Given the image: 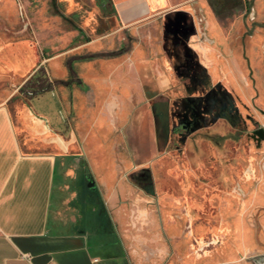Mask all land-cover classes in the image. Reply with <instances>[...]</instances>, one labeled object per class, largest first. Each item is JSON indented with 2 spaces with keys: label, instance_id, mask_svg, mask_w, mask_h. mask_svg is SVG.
<instances>
[{
  "label": "rangeland",
  "instance_id": "rangeland-1",
  "mask_svg": "<svg viewBox=\"0 0 264 264\" xmlns=\"http://www.w3.org/2000/svg\"><path fill=\"white\" fill-rule=\"evenodd\" d=\"M102 5L0 0V102L10 105L26 149L62 155L77 186L86 170L81 153L94 159L97 172L122 162L112 153L131 152L133 168L141 155L149 176L131 178L132 184L152 190L156 205L179 199L164 224L176 264H187L188 245L202 238L215 263L264 264V0H211L206 9L219 30L209 33L197 15L195 34L211 44L212 62L196 48L187 53V73L170 70L164 80L117 76L113 92L95 75L104 74V64L126 70L129 63L121 60L137 41ZM159 39L152 41L154 52ZM91 55L98 57L86 60ZM87 61L95 70L83 79ZM127 176L121 171L118 178Z\"/></svg>",
  "mask_w": 264,
  "mask_h": 264
},
{
  "label": "crops",
  "instance_id": "crops-1",
  "mask_svg": "<svg viewBox=\"0 0 264 264\" xmlns=\"http://www.w3.org/2000/svg\"><path fill=\"white\" fill-rule=\"evenodd\" d=\"M58 1L70 8L76 6V0ZM98 1L103 7L108 3L124 30L137 41L121 60L129 63L126 70L114 71L116 65L104 64L100 68L104 74L96 73L110 86L109 92L116 88L117 76L124 80L132 75L138 80H164L170 70L174 75L187 73V53L194 54L196 48L204 50L207 63L214 60L211 44L197 42L201 36L195 34L197 15L202 16L200 24L205 23L209 33L219 30L206 9L211 7V0ZM158 36L161 42L154 52L152 41ZM165 45L170 51H164ZM3 47L0 40V82L4 79ZM86 63V72H79L83 79L95 70L90 67L93 61ZM123 86L127 91L130 83ZM144 90L147 93L146 87ZM42 115L50 120L49 115ZM35 118V123L46 127L45 120ZM60 140L63 145L65 138ZM44 141L49 142L47 138ZM26 144L10 105L0 102V264H176L172 237L164 224L165 218L169 222L174 217L179 199L164 198L156 205L149 199L153 194L147 186L131 182V178L136 181L149 176L144 167L147 158L140 155L141 162H134L133 168L132 161L137 158L131 152L112 153V158L122 162L97 172L99 165L94 159L81 153L79 163L87 171H82L77 186L67 174L62 155L26 149ZM121 171L128 178L120 180ZM210 248L206 238L198 244L194 240L188 245L187 264H226L221 259L215 263Z\"/></svg>",
  "mask_w": 264,
  "mask_h": 264
},
{
  "label": "flooded vegetation",
  "instance_id": "flooded-vegetation-1",
  "mask_svg": "<svg viewBox=\"0 0 264 264\" xmlns=\"http://www.w3.org/2000/svg\"><path fill=\"white\" fill-rule=\"evenodd\" d=\"M224 80H225V78H224ZM227 80V79H226ZM220 89L219 90H222V87H219ZM227 97V96H226ZM225 101H226V103L228 104V106H229V104L231 105V100H228V98H226L225 99ZM263 113H264V110L262 109L261 110Z\"/></svg>",
  "mask_w": 264,
  "mask_h": 264
},
{
  "label": "built area",
  "instance_id": "built-area-1",
  "mask_svg": "<svg viewBox=\"0 0 264 264\" xmlns=\"http://www.w3.org/2000/svg\"><path fill=\"white\" fill-rule=\"evenodd\" d=\"M0 231H1V228H0Z\"/></svg>",
  "mask_w": 264,
  "mask_h": 264
}]
</instances>
